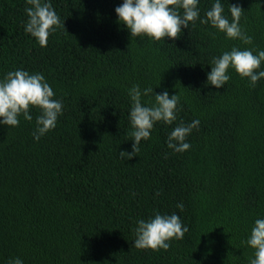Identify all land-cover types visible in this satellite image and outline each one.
I'll return each mask as SVG.
<instances>
[{
	"label": "trees",
	"instance_id": "obj_1",
	"mask_svg": "<svg viewBox=\"0 0 264 264\" xmlns=\"http://www.w3.org/2000/svg\"><path fill=\"white\" fill-rule=\"evenodd\" d=\"M50 2L64 27L41 47L25 32L26 0H0V80L40 73L63 103L38 141V108L31 121L0 124V264H249L243 241L264 219V78L252 87L230 68L217 89L207 75L233 47L264 50V0H220L230 21L229 5L242 7L251 45L200 23L216 0H198L196 22L163 41L131 38L115 12L123 0ZM133 85L153 89L145 106L164 91L180 99L176 120L155 123L122 160L134 143ZM194 120L190 149H170L171 131ZM156 213L178 215L188 231L168 250L135 248L137 221Z\"/></svg>",
	"mask_w": 264,
	"mask_h": 264
},
{
	"label": "clouds",
	"instance_id": "obj_2",
	"mask_svg": "<svg viewBox=\"0 0 264 264\" xmlns=\"http://www.w3.org/2000/svg\"><path fill=\"white\" fill-rule=\"evenodd\" d=\"M29 7L25 8L28 17L25 24V32L35 38L41 47H46L49 35L57 27L63 26L60 17L53 9L50 0H26ZM198 0H123V3L115 8L119 23L130 32L131 38L147 36L154 41H163L165 37L176 40L180 38L182 28H189V24L195 23L199 18ZM182 9V12L180 11ZM243 9L237 4L229 5L231 21L223 14L224 8L220 0L206 11L201 24H209L226 34L228 39H239L243 44L251 45L253 38L240 27V18ZM264 62V50L244 49L233 47L225 51L221 56L213 58L210 73L207 75V83L215 88H222L230 79L229 69H233L241 78H247L250 86L264 78V70L258 71ZM153 89L146 88L141 92L138 85H133L129 90L132 101L130 122L132 131L131 153L121 151L122 160L131 159L140 151L142 140L150 138L151 130L157 122L171 125L176 120L179 95H172L164 91L155 93V103L145 106L141 103V96H147ZM55 93L45 77L40 74H29L24 70L9 71L3 80H0V124L8 127H16L22 114L27 121L32 120L30 109L35 107L41 110V115L36 119V129L33 133L35 140L45 135L56 127L58 116L62 114L63 103L53 99ZM199 120L190 124L176 126L167 138V146L177 153L190 149L186 143V137L194 128H198ZM183 209V204H178ZM135 233L134 247L145 250H168L169 241L182 239L188 231L181 219L176 214L161 215L156 213L154 218L145 221H137L133 229ZM254 250V258L249 264H264V219H256L251 229L249 238L243 241ZM9 264H23L19 258L9 261Z\"/></svg>",
	"mask_w": 264,
	"mask_h": 264
}]
</instances>
